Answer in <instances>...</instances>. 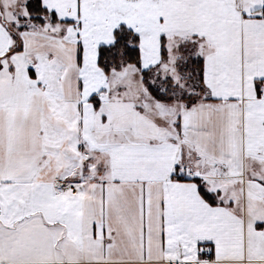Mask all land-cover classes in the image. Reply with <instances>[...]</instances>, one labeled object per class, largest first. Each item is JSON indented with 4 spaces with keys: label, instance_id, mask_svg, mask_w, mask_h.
I'll list each match as a JSON object with an SVG mask.
<instances>
[{
    "label": "snow or ice",
    "instance_id": "1",
    "mask_svg": "<svg viewBox=\"0 0 264 264\" xmlns=\"http://www.w3.org/2000/svg\"><path fill=\"white\" fill-rule=\"evenodd\" d=\"M0 264H264V0H0Z\"/></svg>",
    "mask_w": 264,
    "mask_h": 264
}]
</instances>
